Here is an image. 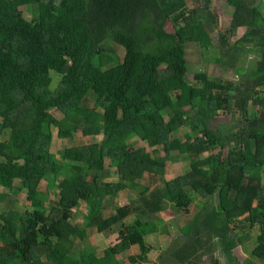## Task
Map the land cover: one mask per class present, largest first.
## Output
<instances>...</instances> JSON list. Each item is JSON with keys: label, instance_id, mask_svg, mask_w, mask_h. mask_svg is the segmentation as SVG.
Masks as SVG:
<instances>
[{"label": "trees", "instance_id": "16d2710c", "mask_svg": "<svg viewBox=\"0 0 264 264\" xmlns=\"http://www.w3.org/2000/svg\"><path fill=\"white\" fill-rule=\"evenodd\" d=\"M220 1L231 20L214 47L211 0L193 9L187 0H0V200L17 188L30 202L23 213L0 212V264H147L155 250L147 239L170 235L174 224L182 237L158 264H200L215 246L235 264L233 252L253 235L251 256L264 264V13L255 0ZM188 44L198 45L204 62L229 66L238 81L198 71L190 84ZM249 53L259 55L255 67H238ZM221 113L240 122L214 126ZM53 127L59 139L79 131L103 138L58 159ZM179 158L191 161L190 170L168 181V163ZM113 169L120 180L104 182ZM157 178L165 189L152 190ZM126 191L141 201L110 211L106 199ZM192 193L208 202L189 209ZM82 203L88 223L74 224ZM167 203L185 224L159 217ZM90 227L119 242L98 257L87 245ZM134 247L138 255L118 258Z\"/></svg>", "mask_w": 264, "mask_h": 264}, {"label": "rangeland", "instance_id": "374dc122", "mask_svg": "<svg viewBox=\"0 0 264 264\" xmlns=\"http://www.w3.org/2000/svg\"><path fill=\"white\" fill-rule=\"evenodd\" d=\"M255 4L259 5L264 13V0H255ZM205 4V0H187V5L189 9H193L195 7H203ZM210 10L211 12L217 16V21L218 25L217 27L214 28L212 32V38L214 41V47H217L219 44V36L220 33H224L226 31V28H229L230 25V20H231V10L229 6L225 4V2L220 1V0H211V5H210ZM24 16L27 19H31L32 17V10L30 8H25L23 10ZM168 31L174 32L175 28L172 23L168 24L167 27ZM244 33V29H241L236 37L233 39L236 40L240 38ZM119 54L120 56L122 55V49H119ZM259 55L254 54V53H249L248 55H244V57L239 61L238 67H255L256 61L258 60ZM186 59L188 61V75L187 79L190 84L194 83V74L198 71L202 72H207L211 73V75H220L223 77V79L227 82H232V81H238L236 74L233 69L228 68L229 66L225 67L223 65H219L218 63L215 62H204V58L201 54V50L199 49L198 45L196 44H188L187 45V56ZM227 62V60H225ZM57 82V79L55 80V83ZM54 83V87L57 85ZM92 100V99H91ZM57 119H62L63 114L60 111L53 110L51 112ZM168 119V118H167ZM240 119L237 118L236 115H225V114H220L217 117L213 118L212 123L214 126L223 128L225 130H231L232 126L236 123H239ZM53 141L51 145V152L56 155L58 159H61L62 153L65 151L67 148H72V147H77V146H89L92 147L93 145L99 143L102 140V136H84L82 133L76 132L75 137L71 139H59L58 138V128L53 127ZM188 131V129L183 128L181 132L179 133V136L182 138L185 134V132ZM133 142L135 141H141L139 140L138 137L132 140ZM136 143V142H135ZM138 146H144L148 149V151H153L147 143H141ZM226 154V152H225ZM165 155V153H163ZM208 153L202 154L201 158L207 157ZM190 164L191 161L189 159L185 158H179L178 162L174 163L173 161H170L167 166V175L166 179L168 181L174 180L184 174H186L190 170ZM110 165V160H106V166L109 167ZM112 172L110 173V176L106 179H104V182H118L120 180L118 173L116 172L115 169L111 170ZM264 175V174H263ZM150 181V179L148 178ZM264 183V180H263ZM153 185L152 190H158L159 188L165 189V184L157 178L155 181L151 182ZM16 186L19 185V182L15 183ZM41 190L46 191V182H42L41 184ZM0 191L2 189L0 188ZM4 191V190H3ZM193 197V204L189 207L191 210H198L199 205L201 204L204 206V203L208 202L207 199L201 198L198 194L192 193ZM57 192H52L50 194V202L56 201V196ZM124 197H120L117 199H106V207L112 211L115 210L117 207L124 206V205H129V204H137L141 201L140 198V193L139 192H128L126 191L124 193ZM189 200V199H188ZM30 207V202L27 200V195L26 193L19 192L17 188H15L13 191H11L8 194V197L5 200H0V212L8 211V210H16L20 213H23L27 210V208ZM83 210L79 209L74 213V217L72 219V223L74 224H84L88 223V221L85 218V213L86 212V204L82 203ZM179 207L176 206L173 203H167V208L165 211L162 212V214L159 215V217L163 218L167 224H169L171 221L176 220L177 216H180L179 213ZM187 211V210H185ZM140 214H135L132 217L128 218L126 220V224H132L135 221H137L138 217ZM183 216V215H182ZM182 216H180V221L182 220ZM145 220H148L147 217L144 218ZM182 223H186V221H181ZM170 225V224H169ZM183 225V224H182ZM161 228H164V225H160ZM186 234V232H185ZM252 235V234H251ZM181 236V230L178 228V226L171 225V234L170 235H163L161 233L153 234L147 239V242L150 244H153L155 246V250L150 254V263L147 264H158L159 259L162 255V252L167 250L171 245L174 239L177 237ZM182 237V236H181ZM247 243L245 246L237 248L233 254L237 259V262L235 264H260L257 260L253 259L251 256V251L255 247V237L254 235L252 238H248ZM87 242L88 246L92 247L97 256L100 257L103 255V252L105 249H107L110 246H114L119 242V237L118 234H102L97 232L96 229H93L90 227L87 230ZM221 246L225 248L226 245V238L223 239L222 242L219 243ZM83 244L82 240L80 238H76L74 240V251L72 252L73 255L78 254V252L82 249ZM140 253V248L139 247H134L132 250H130L127 254L123 256H118L119 259L125 258L128 259L130 256L138 255ZM224 251L219 248L218 246H215V250L213 253L210 254H204L203 256H206L203 261L200 262V264H211V261L214 259L220 260V264H234L230 262L228 258L224 255ZM202 256V257H203Z\"/></svg>", "mask_w": 264, "mask_h": 264}]
</instances>
